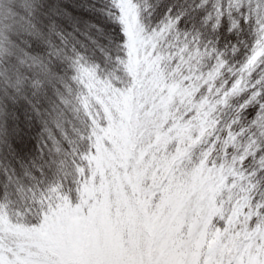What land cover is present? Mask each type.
Here are the masks:
<instances>
[{
  "label": "snow or ice",
  "instance_id": "1",
  "mask_svg": "<svg viewBox=\"0 0 264 264\" xmlns=\"http://www.w3.org/2000/svg\"><path fill=\"white\" fill-rule=\"evenodd\" d=\"M85 12L104 25L71 56L52 49L44 59L9 42L30 27L38 43L49 25L75 24ZM4 55L31 61L39 76H16L0 119L13 120L18 93L56 89L63 59L84 131L66 180L14 213L0 204V264H264V0H13L0 8ZM129 89L139 103L126 120ZM110 130L126 133L127 172L142 174L154 195L146 212L129 221L121 208L110 233L96 235L101 193L94 204L85 191L101 184L97 149L121 143ZM196 175L214 188L202 200L163 203L154 187L159 177L163 189Z\"/></svg>",
  "mask_w": 264,
  "mask_h": 264
},
{
  "label": "trees",
  "instance_id": "2",
  "mask_svg": "<svg viewBox=\"0 0 264 264\" xmlns=\"http://www.w3.org/2000/svg\"><path fill=\"white\" fill-rule=\"evenodd\" d=\"M12 2L13 0H0V8ZM103 25L101 19L85 12L82 19L75 24L61 23L58 28L49 25L44 29L46 35L39 39L38 43L30 27L13 33V36H17V41H12L10 36L9 42L16 43L21 52L29 54L35 47L44 59V54L52 49L62 50V55L71 56L74 47H80L84 41H90L93 34ZM61 37L64 39L61 40ZM73 39L78 43L74 44ZM223 39L222 36L221 40ZM21 44L25 47L21 48ZM94 55L95 53H90L88 58L92 59ZM14 60L17 62L13 63ZM59 62L63 67L57 73L61 82L56 89L50 93L45 90L39 97L35 95V89L18 93V98L14 101L13 120L0 119V204L5 205L10 213L17 211L18 205L66 180L72 172L75 152L82 149L80 136L84 131V115L78 110L76 102L78 88L71 79L73 71L69 61L62 59ZM22 71L26 80L39 76V67L31 61L19 66L14 55L0 56V99L17 91L11 88L10 84ZM138 103L137 94L129 89L123 97L124 109L128 113L126 120L131 119L133 106ZM17 108L19 111H16ZM106 135L109 138L115 136L120 140L121 147L127 144L126 133L123 131L118 134L115 130H110ZM119 145L113 141L114 149L121 148ZM102 148L101 145L97 149V156L94 158L100 179L112 159L116 161L112 158L113 152L110 154ZM105 153L108 154L107 158L104 157ZM159 179L163 180V177L157 178ZM171 186L169 179L168 187ZM97 187L90 183L85 196L90 198L91 189Z\"/></svg>",
  "mask_w": 264,
  "mask_h": 264
},
{
  "label": "rangeland",
  "instance_id": "3",
  "mask_svg": "<svg viewBox=\"0 0 264 264\" xmlns=\"http://www.w3.org/2000/svg\"><path fill=\"white\" fill-rule=\"evenodd\" d=\"M116 132V131H115ZM117 133V132H116ZM120 134V133H118ZM126 136V135H125ZM127 143V139H125ZM119 147H121L119 145ZM111 154V152H109ZM104 157H108L105 153ZM112 162L106 166V170L109 172V177L105 176V171L101 177V184L96 188H92L90 191V198L94 200L97 192L101 193V201L99 204H95V211L93 212V218L97 223V227L94 229L96 235L109 234L112 225L115 223V218H120L121 208L125 209V218L129 221L134 220L137 212H146V206L149 204L153 192H148L142 187V174L133 172L129 174L127 172V151L123 146L112 153ZM117 168L125 169L123 173L117 172ZM208 178L200 177L196 175L192 178L191 184H178L176 186H165L163 189H159V183L163 180L159 179L154 184V187L158 188L163 193V203H173L180 205L182 201L186 200L195 193H200L199 198L204 199L207 193L214 191L212 185L205 187ZM128 185L131 195L124 191V185ZM111 195L112 199H109ZM78 219V218H77ZM172 219H175L173 217ZM171 222V221H170Z\"/></svg>",
  "mask_w": 264,
  "mask_h": 264
}]
</instances>
